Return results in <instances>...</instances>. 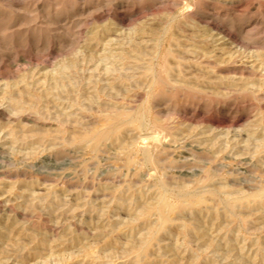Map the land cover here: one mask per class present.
Here are the masks:
<instances>
[{"label": "rangeland", "instance_id": "374dc122", "mask_svg": "<svg viewBox=\"0 0 264 264\" xmlns=\"http://www.w3.org/2000/svg\"><path fill=\"white\" fill-rule=\"evenodd\" d=\"M0 264H264V0H0Z\"/></svg>", "mask_w": 264, "mask_h": 264}, {"label": "bare ground", "instance_id": "6f19581e", "mask_svg": "<svg viewBox=\"0 0 264 264\" xmlns=\"http://www.w3.org/2000/svg\"><path fill=\"white\" fill-rule=\"evenodd\" d=\"M201 17V16H200ZM208 53V52H207ZM165 65L166 67L168 68V65H167V61L165 59ZM166 68V69H167ZM156 74V73H155ZM159 74V73H158ZM156 79V78H155ZM157 84H161L162 86H169V80H167V78L165 77V75L163 74H159L157 75V80H156ZM161 86V88H163ZM183 87V85H181ZM160 87V86H159ZM167 88V87H166ZM218 92V91H217ZM126 115H124L123 113H119V114H116L114 117H112L111 119H105V122H104V126H102L103 128L101 129H97V130H94L91 134L94 142L96 143H99L102 139H104L105 137H108V136H112V135H115L116 132H117V128H116V123L118 122L119 123V120L122 119V117H125ZM117 123V124H118ZM154 133V131L152 132ZM156 141V140H155ZM193 199L195 200L196 198H192L190 201H193ZM198 199V198H197ZM196 199V201H197ZM198 202V201H197ZM191 202H189L190 204ZM166 220V219H165Z\"/></svg>", "mask_w": 264, "mask_h": 264}]
</instances>
